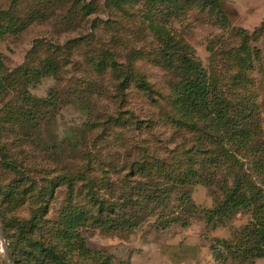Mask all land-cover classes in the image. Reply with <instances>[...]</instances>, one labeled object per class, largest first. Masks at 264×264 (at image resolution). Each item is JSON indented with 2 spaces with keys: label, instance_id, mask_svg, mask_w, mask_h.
Listing matches in <instances>:
<instances>
[{
  "label": "rangeland",
  "instance_id": "obj_1",
  "mask_svg": "<svg viewBox=\"0 0 264 264\" xmlns=\"http://www.w3.org/2000/svg\"><path fill=\"white\" fill-rule=\"evenodd\" d=\"M106 1L0 0V27L15 26L0 37V76L23 66L40 69L45 60L59 66L57 73L36 82L32 75L13 74L11 87L0 95V110L21 105L26 93L38 101L56 95L39 130L48 149L47 165L59 176L52 215L74 205L89 209L91 183L96 194L123 206L122 212L138 223L122 231L90 222L80 229L89 249L113 256L115 264H242L216 240H244L241 231L264 223L259 220L264 210L242 208L212 223L205 213L224 200L225 183L230 185L238 172L247 173L254 189L264 192V171L257 167L264 161V0H220L218 12L201 0L183 1L182 10L173 15L169 4L152 0H132L124 11ZM150 19L193 53L211 85L214 110L191 130L177 128L172 106L173 87L186 76L176 60L170 65L165 59V40L151 29ZM142 76L154 90L151 96L138 88ZM218 114L229 119L228 127L218 124L216 129ZM234 123L249 132L246 148L237 139L227 141ZM147 148L149 156L141 157ZM187 150L194 168L213 178L212 183L183 189L171 185L161 199L150 191L144 200L133 191L138 183L165 180L163 172L152 170L157 160L170 166L166 172L178 173L175 165L186 166ZM135 160L148 171L133 176ZM0 178L14 180L1 166ZM182 192L190 195L197 211L180 208ZM21 214L28 216V203ZM10 228L3 227L7 238ZM6 245L0 232V264ZM256 264H264V258Z\"/></svg>",
  "mask_w": 264,
  "mask_h": 264
},
{
  "label": "trees",
  "instance_id": "obj_2",
  "mask_svg": "<svg viewBox=\"0 0 264 264\" xmlns=\"http://www.w3.org/2000/svg\"><path fill=\"white\" fill-rule=\"evenodd\" d=\"M183 1L195 3L202 1L203 6L210 7L212 11L221 10L220 0H152L153 3L169 4L171 15L182 10ZM106 2L109 5L113 4L114 8L124 11L126 5L132 0H107ZM27 19L33 18L27 16ZM222 22L224 25L227 23L225 16H223ZM21 23L19 20L18 24ZM148 23L151 29L165 40V59L169 61L170 65H174V61L171 59L176 60L182 73L186 76L173 87L172 106L177 128L191 130L198 124L197 122L208 121L214 110L210 109L209 105L211 85L205 70L194 60L193 53L185 45L164 35L162 29L156 25V21L150 19ZM13 27L15 26L11 23L7 27L1 26L0 37L12 33ZM17 29L22 28H16L15 31ZM58 67L57 62L45 60L40 69L23 66L15 72L25 76L32 75L31 81L36 82L37 77L57 73ZM13 74L0 76L1 96L11 87L9 81L14 78ZM137 85L140 90L147 91L150 96L152 95L154 90L143 76L137 81ZM55 99L54 93L49 98L40 101L26 93L25 97L20 100L22 101L21 105L15 106L13 109L0 110V166L5 175H12L14 179L6 183L7 178H0V201L6 204L5 208L0 206V232L2 239L7 242L3 264H115L113 256L89 249L80 229L86 227L89 222L107 231H122L136 227L138 223L135 222V217L133 218L131 214L127 216L125 212H122L123 206H119L115 202L110 203L111 200L98 194L99 192L96 194L91 183H87V196L90 197L89 209H87L89 206L74 205L71 206L72 208L54 210L52 215L51 202L55 197L54 183L58 181L59 176H53V169L47 165L46 153H48V149L39 136V130L46 107L54 106ZM220 115L218 114L214 118L217 120L215 127L218 124L228 127L229 119L225 121L224 116ZM236 126L239 124L234 123L231 130L228 131L227 141L237 139L241 142L240 147L246 148L249 132L239 130V127L235 128ZM186 152V166L182 168L180 164L175 165V168L180 170L178 173L166 172L165 167L170 168V166L164 161L157 160L152 170L157 173L163 172V176L166 175L165 180L158 183L153 181L138 183L133 191L137 189L139 197L144 196V200L147 199V194L151 195V192L161 199L163 194H168L171 185L183 189L197 182L212 183L213 178L204 177V174L194 168V162L189 155L190 151ZM226 153L228 156L229 151L227 150ZM149 154V148L140 152L141 157L144 156V158ZM158 164H162V166ZM257 167L264 171V161L260 160ZM130 169L133 176L136 172L148 171L147 166L140 163L139 160H135ZM225 184L224 200L218 204L215 210L205 213V218L209 223H212L216 218L232 215L242 208L255 207L264 210V204H261L264 192L254 189V183L249 180L247 173L238 172L230 185ZM181 194L178 198L180 208L188 212L197 211L198 208L193 204L190 195L186 192ZM152 197L154 196H150L149 199ZM26 203L29 205V214L23 216L21 211ZM92 207L96 211L90 210ZM121 212L122 214H120ZM263 219L259 220L263 221ZM184 225L186 226L188 223L185 222ZM3 227H11L12 234L9 238L6 237ZM240 234L244 240L237 242L216 240V245L230 251L232 257L242 264H247L249 261H252L251 264H255L256 260L264 258V223H251ZM246 247L249 249L235 252L236 249Z\"/></svg>",
  "mask_w": 264,
  "mask_h": 264
},
{
  "label": "water",
  "instance_id": "obj_3",
  "mask_svg": "<svg viewBox=\"0 0 264 264\" xmlns=\"http://www.w3.org/2000/svg\"><path fill=\"white\" fill-rule=\"evenodd\" d=\"M3 252H5V248L3 249Z\"/></svg>",
  "mask_w": 264,
  "mask_h": 264
},
{
  "label": "crops",
  "instance_id": "obj_4",
  "mask_svg": "<svg viewBox=\"0 0 264 264\" xmlns=\"http://www.w3.org/2000/svg\"><path fill=\"white\" fill-rule=\"evenodd\" d=\"M256 262H257V260H256ZM256 262H255V264H256Z\"/></svg>",
  "mask_w": 264,
  "mask_h": 264
}]
</instances>
